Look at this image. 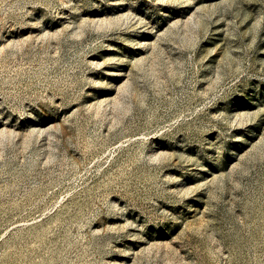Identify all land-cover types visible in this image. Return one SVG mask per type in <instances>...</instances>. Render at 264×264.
<instances>
[{"label": "rangeland", "instance_id": "1", "mask_svg": "<svg viewBox=\"0 0 264 264\" xmlns=\"http://www.w3.org/2000/svg\"><path fill=\"white\" fill-rule=\"evenodd\" d=\"M0 264H264V0H0Z\"/></svg>", "mask_w": 264, "mask_h": 264}]
</instances>
